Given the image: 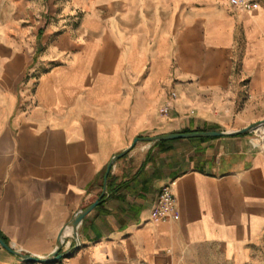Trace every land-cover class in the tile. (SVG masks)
<instances>
[{
  "label": "crops",
  "instance_id": "obj_1",
  "mask_svg": "<svg viewBox=\"0 0 264 264\" xmlns=\"http://www.w3.org/2000/svg\"><path fill=\"white\" fill-rule=\"evenodd\" d=\"M256 1L245 11L229 0H0L7 245L50 255L135 139L264 121V0ZM253 132L137 143L78 226L82 247L56 264H199V254L258 264L264 126ZM166 185L176 217L158 220ZM13 260L0 247V264Z\"/></svg>",
  "mask_w": 264,
  "mask_h": 264
},
{
  "label": "water",
  "instance_id": "obj_2",
  "mask_svg": "<svg viewBox=\"0 0 264 264\" xmlns=\"http://www.w3.org/2000/svg\"><path fill=\"white\" fill-rule=\"evenodd\" d=\"M264 126V121L253 124L249 127H246L240 131L233 133H225L219 131H207V132H192V133H182V134H166L160 135L156 137H146L141 139H135L131 145V147L120 154L114 156L111 161L108 163L106 167L105 174L103 176V184L102 191L99 197L90 205L80 210L72 219H70L63 227L61 232L59 233L56 248L55 250L48 255L46 258H37L30 255L23 254L19 251L13 250L10 246L5 244L0 238V247L5 250L10 255L16 257L18 260L23 261L29 264H55L59 260L63 259L67 253H60L61 248L64 243V233L66 230L70 229L73 235V238L77 237V228L82 222V220L97 206H99L104 200V196L107 190V177L109 175L110 169L114 163H116L120 158L126 155L138 142L145 143H159V142H167V141H175V140H188V139H213V138H222V137H230V136H238L243 135L249 132H252L254 129Z\"/></svg>",
  "mask_w": 264,
  "mask_h": 264
},
{
  "label": "built area",
  "instance_id": "obj_3",
  "mask_svg": "<svg viewBox=\"0 0 264 264\" xmlns=\"http://www.w3.org/2000/svg\"><path fill=\"white\" fill-rule=\"evenodd\" d=\"M229 3L232 7L245 11L252 10L257 6L256 0H229ZM153 215L158 220L176 217L175 200L170 185H166L161 189L153 209Z\"/></svg>",
  "mask_w": 264,
  "mask_h": 264
},
{
  "label": "rangeland",
  "instance_id": "obj_4",
  "mask_svg": "<svg viewBox=\"0 0 264 264\" xmlns=\"http://www.w3.org/2000/svg\"><path fill=\"white\" fill-rule=\"evenodd\" d=\"M32 1H37V0H32ZM257 4H258V2H257ZM44 19H42V21H43ZM24 24H30L29 23V21L28 20H26V21H24L23 22ZM29 26H32V25H29ZM34 27V26H33ZM32 33H33V30L32 31H30L29 30V33H28V36L30 37L31 35H32ZM200 132H206V131H200ZM252 133H256V132H253L252 131ZM188 140H190V139H188ZM175 141H178V140H175ZM167 142H170V141H167ZM138 143H140V142H138ZM192 143V142H191ZM114 165H115V163L112 165V167H111V169H110V171L112 170V168L114 167ZM105 174V173H104ZM109 175H110V172H109ZM108 175V176H109ZM163 188V187H162ZM161 188V189H162ZM161 191V190H160ZM106 193H107V190H106ZM160 193V192H159ZM105 197H106V194H105V196H104V198L103 199H105ZM158 199V198H157ZM75 216V215H74ZM73 216V217H74ZM72 217V218H73ZM65 239H64V243H63V246H62V248H61V251H60V253H62V254H66L67 253V255L63 258V259H66V258H69L70 256H72L77 250H79L81 247H82V244H81V241H80V239L78 238V236L76 237V238H73V235H72V233L70 234V236H65L64 237ZM9 246V245H8ZM14 250V249H13ZM5 251V250H4ZM9 254V253H8ZM10 255V254H9ZM11 257H12V259H14L13 261H14V264L15 263H17V264H29V263H25V262H23V261H20V260H18L16 257H14V256H12V255H10ZM199 257L201 258V260H202V262H200L199 264H225V263H223L222 262V260L220 259V258H218L217 257V259L215 260V261H212V260H210V259H207L208 257L207 256H201L200 254H199ZM63 259H61V260H59L57 263H60ZM16 261V262H15ZM56 264V263H55ZM258 264H264V254H261L260 253V255H259V263Z\"/></svg>",
  "mask_w": 264,
  "mask_h": 264
},
{
  "label": "trees",
  "instance_id": "obj_5",
  "mask_svg": "<svg viewBox=\"0 0 264 264\" xmlns=\"http://www.w3.org/2000/svg\"><path fill=\"white\" fill-rule=\"evenodd\" d=\"M214 139V138H213ZM200 141H206V140H211V139H198ZM162 143H166V142H159L158 144H162ZM104 175V172L101 174V177ZM109 190V176L107 177V191ZM0 238L2 239V241L7 244V241L6 239L0 235Z\"/></svg>",
  "mask_w": 264,
  "mask_h": 264
},
{
  "label": "bare ground",
  "instance_id": "obj_6",
  "mask_svg": "<svg viewBox=\"0 0 264 264\" xmlns=\"http://www.w3.org/2000/svg\"><path fill=\"white\" fill-rule=\"evenodd\" d=\"M256 8H258V6H256L255 9ZM70 234H71V230L68 229V230L65 231L64 236H70Z\"/></svg>",
  "mask_w": 264,
  "mask_h": 264
}]
</instances>
